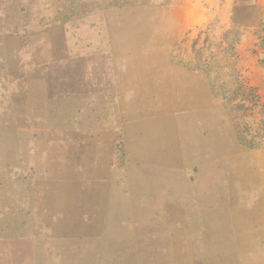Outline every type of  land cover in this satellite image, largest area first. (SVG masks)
Listing matches in <instances>:
<instances>
[{
	"label": "rangeland",
	"instance_id": "1",
	"mask_svg": "<svg viewBox=\"0 0 264 264\" xmlns=\"http://www.w3.org/2000/svg\"><path fill=\"white\" fill-rule=\"evenodd\" d=\"M0 264H264V0H0Z\"/></svg>",
	"mask_w": 264,
	"mask_h": 264
},
{
	"label": "bare ground",
	"instance_id": "2",
	"mask_svg": "<svg viewBox=\"0 0 264 264\" xmlns=\"http://www.w3.org/2000/svg\"><path fill=\"white\" fill-rule=\"evenodd\" d=\"M154 130H155V132H158V133H162V132H163V131H162L163 129H162L161 126L156 127ZM164 143H165V142H164ZM170 143H171V142H170ZM165 144H166V143H165ZM171 144H172V143H171ZM166 148H167V150H169L168 147H166Z\"/></svg>",
	"mask_w": 264,
	"mask_h": 264
}]
</instances>
